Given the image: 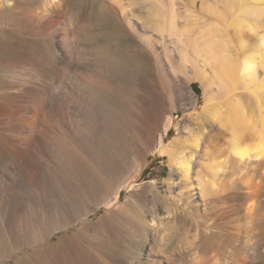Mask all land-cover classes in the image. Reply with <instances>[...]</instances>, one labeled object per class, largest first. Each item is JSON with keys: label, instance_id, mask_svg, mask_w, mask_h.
I'll return each instance as SVG.
<instances>
[{"label": "bare ground", "instance_id": "obj_1", "mask_svg": "<svg viewBox=\"0 0 264 264\" xmlns=\"http://www.w3.org/2000/svg\"><path fill=\"white\" fill-rule=\"evenodd\" d=\"M23 1L0 0V264H19L27 252L41 255L33 264H45L52 254L67 258L56 264H264V0H179L184 14L175 0H141L150 4L144 17L151 24L143 33L133 24L143 14L135 13L132 0H107L96 11L95 4L74 10L66 0H40L36 7ZM198 4L212 21L196 20ZM100 15L107 20L103 34L80 40ZM178 18L188 20L180 25ZM188 26H195L192 34ZM117 29L127 46L137 42L132 51L150 52L157 65L162 58L171 69L185 72L190 65L197 71L194 57L201 56L223 84L235 89L240 82L247 89L244 99L224 104L206 92L201 109L189 116L201 128L189 131L188 140L164 142L160 134L156 151L180 173L179 196L168 203L158 200L159 190L150 191L152 198L139 192L143 168L132 162L103 172L95 156L94 143H111L106 130L115 133L116 123L105 119L106 130L100 129L96 109L103 102L97 92L107 94L117 83ZM24 30L56 46L51 72L18 50ZM142 98L135 118L127 119L130 128L118 126L124 147L129 139L152 147L158 128L165 134L173 124L157 101L149 106ZM18 155L28 164L21 169L11 166ZM23 171L52 181H42L34 196L1 184ZM122 190L128 192L124 201ZM127 201L148 207L152 218L142 209L141 218L126 219V226L113 223L123 218ZM101 207L104 213L92 219ZM104 218L111 220L104 228L111 245L88 243L87 232H96ZM58 232L64 233L52 242Z\"/></svg>", "mask_w": 264, "mask_h": 264}, {"label": "rangeland", "instance_id": "obj_2", "mask_svg": "<svg viewBox=\"0 0 264 264\" xmlns=\"http://www.w3.org/2000/svg\"><path fill=\"white\" fill-rule=\"evenodd\" d=\"M132 1L136 8L135 13L139 15L143 14V18L134 20L133 24L136 28L137 33H143L144 31L142 30V27H150L151 24L150 22H147L146 18L144 17L146 7L148 8L150 4L141 5V0ZM22 2L24 1L22 0ZM108 3L109 2L107 0L65 1V4H68L69 7H72V9L74 10L76 9L77 4H95V11L97 10V8L100 7V5ZM28 4H33V6L36 7L38 4H41V2L40 0H30ZM175 4H177L176 7L178 8L177 11L179 13L184 14L186 12L183 7L180 8L182 5L179 3V0H175ZM234 11L236 12V10ZM194 14H196L197 21H212V18L209 17V15H206L202 11H200L199 4L198 8L195 9ZM104 18L105 17L103 15L98 16L96 19V23L98 24L94 27V29L92 28L89 30L88 28L86 29L88 31H82L79 37L80 40L85 41L93 36H98L99 33L100 35L103 34V29H105L104 26L107 23V20H105L106 18ZM114 18L115 20H117L115 16ZM114 18L113 22L115 23ZM187 18L189 20L185 18H178V23L180 25H183L187 20V22L191 21V17ZM110 22L112 24V19L110 20ZM188 29L189 30L187 33L192 34L194 32L195 26H188ZM24 31L25 32L20 33L18 36V50L24 54L34 55L39 62H44L43 69L45 71L48 70L49 72H51V70H53L52 68L54 65L52 61V64L49 61L53 60L56 46H52L46 40L45 37H41L38 35L33 36L32 34H29L28 30ZM113 31V37L115 39V66L113 68L116 69H113L114 72H112V74L117 79V83L113 88H111L110 92H108L107 94L106 92H97L103 102H99L96 110H98L99 113H102L100 114V117H98L97 115V119L98 121H100L98 123H102V127L100 129L102 131L106 130L103 125V119H105V121L108 123H116L115 133L111 132L112 130L110 129L106 130V132L112 133L111 135H113V141L111 143H94L93 148L95 151V156L103 172H109L119 164L122 165L124 168L130 167L132 162L133 164L143 168L141 176L138 180V186L140 188L139 192H145L146 196L152 198V193L150 191L152 189L159 190L160 196L158 197V200H165V202L168 203L170 202V200L177 199L179 196L178 194L180 191V173L176 171L175 168H171L169 166V161L166 155L156 151L155 147L158 138L160 137V134H162L164 142H169V140H172L174 137L177 136H181L185 139L190 137L189 131H199L201 127H198L196 124L191 123L189 116L195 111H199L201 109V106L203 105V100L205 99V97H207V93L210 94L212 101L221 102L224 104L227 100L234 101L244 99L247 93V89L242 88L240 82H237L235 89H232V87L230 86V82L227 86L223 84V79L216 76L217 74L211 70L210 65H207V63H205L206 61L203 62L204 60L201 56L194 57L196 59V64L198 65V67L196 68L197 71H195L194 69L192 70L190 65H188L187 70L185 72H182L179 69H171L162 58V64L157 65V63H155L156 61L154 59V56L150 52L146 50L143 52H137L135 50V52L132 51V49H135V47L137 46V42L135 40H130V44L127 46L125 44L126 39L121 37L122 35L121 33H119L120 31L118 29ZM86 46L87 45H85L84 48L88 49L89 45L87 46L88 48ZM176 61L177 55L173 53V62L176 63ZM234 68L232 69L233 71H231L230 73L231 76L236 74V69ZM195 72L197 73V75ZM259 74L262 75L261 70H259ZM142 97H144L145 100H148L149 106L150 102L153 104L157 101L159 103L158 107L160 106L161 113H163V116H172L173 124L169 127L165 134H163L161 127L158 128L154 135L152 147L147 148V146H139L132 139H129L128 142H126V139L125 142L127 143V146L124 147L123 143L121 144L119 140L121 139V137H119L120 132H117L119 131L118 126L120 125L119 127L121 128H130V123L127 121V119L128 117H131L133 119L135 118L136 107L141 104V101L143 99ZM208 129H210V127H208ZM204 130L207 133V128ZM114 139L116 140L114 141ZM29 148L33 151L36 150V148L32 144L29 145ZM4 149H6V147H4ZM182 149L183 151H185L184 154L186 156L187 148L185 147ZM104 152L106 153V156H110V161H106L104 159ZM55 159L56 156H53V161L50 162L52 165H55L57 163L56 161H54ZM10 161L12 163H10L11 166L16 167L17 169H21L28 165L27 162L24 161L23 156L19 155L17 158H12ZM14 174L15 175L13 179L1 180V184H11L14 186V188L19 189V191L21 192L24 191L26 194H29L31 196H34V193L32 192L38 190V185L42 181H45L46 184L52 181L50 177L47 178V176H42L39 173L36 175L34 171H32L31 173L29 172L28 174H26V172L24 171L21 174ZM27 180L31 182V186L26 183ZM127 194L128 192L126 190H122L120 195L121 201L125 200V196ZM123 205L124 206H122V211L125 217L123 216L122 219L120 218L119 220H114L113 223L117 221L118 224L120 223L121 225L124 224L123 226H126V219L141 218L142 209H144V211L146 210L145 212H147V216H149L147 217V220L148 218H152V214L150 210H148V207L140 208L136 206L138 208L137 209L135 205H133V207L131 206L130 201H127ZM104 210V207L97 209L96 212L91 215L92 219L97 220L98 217L104 213ZM161 217H165V215L162 214ZM109 220V218H104L98 221L97 231L99 233L96 231L93 233L94 235H91L90 231L87 232L86 240L88 241V243L92 245H111L112 240H110V237H108L109 233L105 232L104 229L105 226L108 225ZM113 226H115V224ZM72 230L73 227L69 228V231ZM62 233L64 232L56 233L50 238V240L52 242L57 240L59 235H61ZM150 241L151 233H148V236L145 239L146 243L143 242L142 244V251H146V249H148V244H150ZM20 256L21 258L19 257L18 259V262H20L19 264H33L41 257L40 254L33 255L31 254V252H27V255L25 253L23 254V256ZM15 261L16 259H12L11 263ZM57 261L67 263V258L63 257L61 259L58 258L55 254H52L47 259L45 264H56Z\"/></svg>", "mask_w": 264, "mask_h": 264}]
</instances>
